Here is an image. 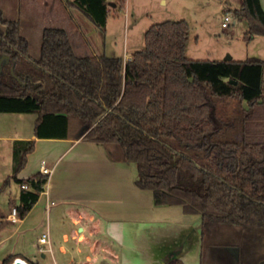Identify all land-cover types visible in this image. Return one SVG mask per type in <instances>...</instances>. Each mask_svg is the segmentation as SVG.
Masks as SVG:
<instances>
[{"label":"trees","instance_id":"1","mask_svg":"<svg viewBox=\"0 0 264 264\" xmlns=\"http://www.w3.org/2000/svg\"><path fill=\"white\" fill-rule=\"evenodd\" d=\"M113 3L124 8L126 0H67L103 38ZM234 15L247 24L246 43L264 37L261 0H243ZM18 16L0 6V56L9 58L0 68V114H38L37 138L119 150L157 205L202 216V264H264V59L187 57L186 19L152 24L144 48L125 61L95 54L68 26L44 27L36 42ZM35 149L36 140L14 142L4 184H28L22 217L49 179H18Z\"/></svg>","mask_w":264,"mask_h":264},{"label":"crops","instance_id":"2","mask_svg":"<svg viewBox=\"0 0 264 264\" xmlns=\"http://www.w3.org/2000/svg\"><path fill=\"white\" fill-rule=\"evenodd\" d=\"M42 1L49 8L60 7L62 14L75 10L67 0ZM242 1L230 7L228 0H219L222 16L234 13ZM261 5L264 9V0ZM233 17L244 34L247 26ZM61 19L66 20L64 15ZM72 19L92 51L100 54L87 41L78 19L74 15ZM256 42L264 54V37L248 44ZM125 56L128 61L132 55ZM37 119L36 113L0 114V246L18 238L7 257L14 255L29 264H202L200 214L186 213L181 205H157L153 191L136 185L137 165L124 161L119 150L82 139L37 138ZM31 139L36 140V149L18 179L43 174V164L50 170L49 179L33 207L14 221L11 212L13 208L20 212L24 184L14 180L4 184L13 174L14 142ZM32 234L36 240L27 241ZM44 234L50 241L40 244ZM229 251L237 255L234 249Z\"/></svg>","mask_w":264,"mask_h":264},{"label":"rangeland","instance_id":"3","mask_svg":"<svg viewBox=\"0 0 264 264\" xmlns=\"http://www.w3.org/2000/svg\"><path fill=\"white\" fill-rule=\"evenodd\" d=\"M112 1L115 2L116 0ZM164 1L126 0L124 8L113 3L110 6L112 14L108 19L104 38L99 29L77 9H73L72 12L64 10L62 14L60 7L52 5V8H49L42 0H0V6L9 18L21 14L18 17L23 19L27 31H33V33L29 31V33L33 35L36 42L40 39L42 29L47 26H65L63 24L66 22L70 24L68 27L73 28L72 30H77L74 28L77 27V23L72 19L74 15V18L76 17L82 26L87 41L95 48V51L109 57H123L125 59L127 57L125 55H132L135 51L143 49L145 46L143 29H147L153 23L186 19L191 27L190 41L186 50L187 57L224 60L230 54L236 60H246L250 57L264 59L263 50L257 45L259 43L250 45L243 40L244 34L240 31L241 25L239 23L233 24L231 22L230 27H222L223 16L219 7V0ZM227 5L230 7L237 6L236 0H228ZM20 11L22 12L20 13ZM127 11H129V15L126 16L125 12ZM63 15L66 18L65 21L61 19ZM230 15L235 16L234 13ZM243 25L247 26L245 22ZM88 26H92V28L89 29ZM196 38H198L197 42H195ZM217 54L220 56H216ZM26 239L33 242L36 240V236L32 234ZM17 241L18 238H15L0 246V264L3 263L11 247Z\"/></svg>","mask_w":264,"mask_h":264},{"label":"built area","instance_id":"4","mask_svg":"<svg viewBox=\"0 0 264 264\" xmlns=\"http://www.w3.org/2000/svg\"><path fill=\"white\" fill-rule=\"evenodd\" d=\"M234 17H232L230 14H225L223 16V22H222V27L226 28V27H229V25L231 24V22L234 21ZM42 172L44 175H49L50 174V170L49 168H47L45 166V164L42 165ZM23 188L24 189H28L29 186L28 184H24L23 185ZM19 218V211L17 208H13L12 209V212H11V219L14 220V221H17ZM49 237L47 234H44L40 239H39V242L40 244H46V243H49Z\"/></svg>","mask_w":264,"mask_h":264},{"label":"water","instance_id":"5","mask_svg":"<svg viewBox=\"0 0 264 264\" xmlns=\"http://www.w3.org/2000/svg\"><path fill=\"white\" fill-rule=\"evenodd\" d=\"M231 59H232V57L230 55H228V57H226V59H224V60H231ZM8 62H9L8 56H5V55L0 56V67L3 64L8 63ZM12 264H29V263L26 262L24 259L16 258V259H14V261L12 262Z\"/></svg>","mask_w":264,"mask_h":264},{"label":"flooded vegetation","instance_id":"6","mask_svg":"<svg viewBox=\"0 0 264 264\" xmlns=\"http://www.w3.org/2000/svg\"><path fill=\"white\" fill-rule=\"evenodd\" d=\"M1 68V67H0Z\"/></svg>","mask_w":264,"mask_h":264}]
</instances>
